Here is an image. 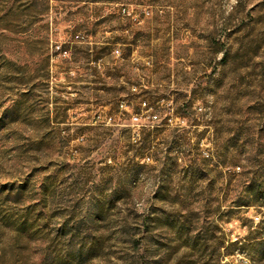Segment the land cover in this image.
Returning a JSON list of instances; mask_svg holds the SVG:
<instances>
[{
    "label": "rangeland",
    "instance_id": "rangeland-1",
    "mask_svg": "<svg viewBox=\"0 0 264 264\" xmlns=\"http://www.w3.org/2000/svg\"><path fill=\"white\" fill-rule=\"evenodd\" d=\"M263 178L264 0H0V264H264Z\"/></svg>",
    "mask_w": 264,
    "mask_h": 264
},
{
    "label": "trees",
    "instance_id": "trees-1",
    "mask_svg": "<svg viewBox=\"0 0 264 264\" xmlns=\"http://www.w3.org/2000/svg\"><path fill=\"white\" fill-rule=\"evenodd\" d=\"M90 55V54H89ZM102 58V56L97 53L94 55L93 60L99 61ZM149 139H143V144L147 146L149 144ZM264 182V178H263ZM237 201H235V206H251V205H258V206H264V187L261 185H251L246 188L245 194L240 193V195L237 197ZM263 245L264 246V236L261 237L258 243H255L254 245Z\"/></svg>",
    "mask_w": 264,
    "mask_h": 264
}]
</instances>
